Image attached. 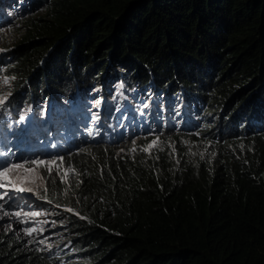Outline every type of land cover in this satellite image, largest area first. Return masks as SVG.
Wrapping results in <instances>:
<instances>
[{
  "label": "trees",
  "instance_id": "trees-1",
  "mask_svg": "<svg viewBox=\"0 0 264 264\" xmlns=\"http://www.w3.org/2000/svg\"><path fill=\"white\" fill-rule=\"evenodd\" d=\"M0 27V133L75 172L42 188L62 237L0 230V264H264V0H0ZM84 94L97 129L64 138Z\"/></svg>",
  "mask_w": 264,
  "mask_h": 264
},
{
  "label": "rangeland",
  "instance_id": "rangeland-1",
  "mask_svg": "<svg viewBox=\"0 0 264 264\" xmlns=\"http://www.w3.org/2000/svg\"><path fill=\"white\" fill-rule=\"evenodd\" d=\"M10 17L13 18L12 14L9 13ZM20 35H16L11 32L8 28L0 27V52L6 51L8 47L18 46L20 43ZM9 60L7 62H2L0 59V70L7 63H11ZM7 78V82L5 79ZM13 84V78L9 74H5L0 72V99L4 100V103L0 105V114L2 111V106L6 104L9 99V95L11 92ZM116 85L112 91L109 92V95L106 99L111 102H114V98L116 94L120 95V87ZM132 94V91H130ZM118 95V96H119ZM6 97V99H5ZM105 98V97H104ZM99 94H94L91 97H88L87 94H84L79 102L74 106L73 113H78L79 115L72 116V112H68V115H61L57 120L52 121V127L55 129L56 127H60L63 129L62 135L64 138H67L68 130L71 131L72 135H76L74 130H79L80 132L90 136L93 131H96V127L91 126L95 121L99 120L102 116V109H100V104L103 100ZM150 96L148 97V99ZM121 97H119V100ZM130 100V98L128 97ZM147 97H143L139 102L135 105L132 103V106L139 108V106H146L148 108L150 105V100ZM116 105V104H115ZM134 107V109H135ZM162 108V107H161ZM116 109V108H115ZM80 114H82L81 118ZM127 113H124V115ZM74 115V114H73ZM63 119V122L60 120ZM70 119L73 121L70 123ZM86 128H84V127ZM33 130V126H30ZM1 131V130H0ZM39 133V130H38ZM27 133L25 132V135ZM37 134V133H36ZM52 136L54 134H51ZM61 135V134H60ZM61 135V136H62ZM48 136V135H47ZM27 137V135H26ZM40 137V135H39ZM7 142V148L0 150V166H4L5 163L7 165L22 163L25 165V168H33L35 169V173H26L23 169L17 170L16 172L10 173L9 178H16L17 176H34L35 182L30 183L28 181H18V185L20 187H31L33 190L31 192L24 191L20 192L13 188L5 187L0 188V230L9 232L13 236H20L25 238L28 241H34L37 246L49 248L50 246H54L57 242V239L62 237L58 225V220L56 219L54 211L49 210L44 205L46 199L42 196V188L44 187L45 175H52V177L63 185H69L75 179V172L72 170V167H69L67 163H64L60 157L52 154H42L43 152H48L49 148L53 147V144H46L45 140L39 139L42 143L38 146L33 147L34 145L26 142L23 144V141L18 138L16 139L12 136L5 135V133H0V142ZM38 143V142H37ZM35 143V144H37ZM2 146H0L1 149ZM32 160H43L46 163L43 165H34L30 162ZM55 160L56 164H48V161ZM51 168L52 171L49 173L48 168ZM43 176L44 179L41 180L39 177ZM0 183L7 184V181L0 179ZM5 193H7L5 195ZM16 212L20 213V216L17 217L15 215ZM39 212V216H34L32 213ZM58 213H61L60 211ZM27 228L34 229L31 235H28L24 230Z\"/></svg>",
  "mask_w": 264,
  "mask_h": 264
},
{
  "label": "snow or ice",
  "instance_id": "snow-or-ice-1",
  "mask_svg": "<svg viewBox=\"0 0 264 264\" xmlns=\"http://www.w3.org/2000/svg\"><path fill=\"white\" fill-rule=\"evenodd\" d=\"M5 82H7V78L5 79ZM5 99H6V97H5ZM3 103H4V100L3 99H0V105H2ZM20 119L23 120L24 117L21 116ZM153 143H155V142H153ZM152 147H153V144H149L147 146V149H150ZM147 149H145V150H147ZM62 159L63 158H61V160ZM30 163L39 166V165L45 164L46 162L43 161V160H32ZM47 163L50 164V165L51 164H56V161L55 160H51V161H48ZM20 169H23L26 173H30V174L35 173V169H33V168H25V165L22 164V163L11 164V165H7L5 163L4 166H0V179H2L4 181H7V184L0 183V188H5V187H9L10 186L11 188H13V189H15L17 191H20V192H24V191L31 192L33 190L31 187H20L18 185V181H28L30 183H34L35 182V177L34 176H31V177L30 176H24V177L17 176L16 178H12V179L9 178V174L10 173L16 172L17 170H20ZM51 171H52V169L49 167L48 168V172L50 173ZM39 178L41 180L44 179L43 176H40ZM45 192H47V188H45ZM6 194L7 193H5V195ZM0 199H3V197H0ZM69 211H71V209H69ZM15 215L17 217H19L20 216V213L19 212H16ZM32 215L39 216L40 213L39 212H34V213H32ZM24 231L28 235H31L32 232L35 231V230L34 229H31V228H27Z\"/></svg>",
  "mask_w": 264,
  "mask_h": 264
}]
</instances>
